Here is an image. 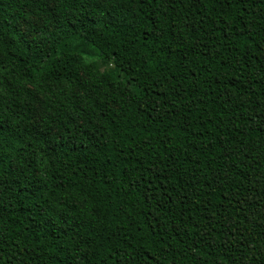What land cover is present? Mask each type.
<instances>
[{
    "label": "trees",
    "instance_id": "16d2710c",
    "mask_svg": "<svg viewBox=\"0 0 264 264\" xmlns=\"http://www.w3.org/2000/svg\"><path fill=\"white\" fill-rule=\"evenodd\" d=\"M141 3L0 0V264H264V0Z\"/></svg>",
    "mask_w": 264,
    "mask_h": 264
},
{
    "label": "snow or ice",
    "instance_id": "6c2138e0",
    "mask_svg": "<svg viewBox=\"0 0 264 264\" xmlns=\"http://www.w3.org/2000/svg\"><path fill=\"white\" fill-rule=\"evenodd\" d=\"M99 0H47V6L50 12H59L62 15L56 17V22L53 23V20L48 18L47 16L43 19L49 25H52L53 30L62 28L64 26V22L70 21L72 19V14L79 15V12L85 11L87 6L93 5L94 3H98ZM109 3H116L117 0H108ZM122 3L123 0H120ZM136 2L141 3V0H136ZM146 3L151 4L153 0H145ZM165 0H157V4L164 3ZM144 6V3H141V7ZM264 7V5H262ZM75 27V25H73ZM24 32H29V28L26 25L23 29ZM5 40L2 34H0V58L6 55L5 51ZM75 56L76 53H73ZM8 81V82H6ZM11 83V77L7 75L6 70L4 69L3 61L0 59V146L5 143V134L8 129V122L13 118L11 116H7L6 109L4 108V104L6 103V97L9 94V87ZM32 104H36V101H30ZM52 110L47 108L43 101L40 102V105L34 107L32 109V117L31 123L38 126L41 123L47 121L48 124H51L52 117L48 116ZM19 115V113H17ZM23 119V117H21ZM21 120H16L15 123L19 125ZM52 130L49 129V134L51 135ZM43 134V133H41ZM56 134H59V129H56ZM171 135V133H170ZM3 148L0 147V189L5 186V181L9 178L10 171L7 169L5 164V158L3 156ZM20 171V169H17Z\"/></svg>",
    "mask_w": 264,
    "mask_h": 264
},
{
    "label": "rangeland",
    "instance_id": "374dc122",
    "mask_svg": "<svg viewBox=\"0 0 264 264\" xmlns=\"http://www.w3.org/2000/svg\"><path fill=\"white\" fill-rule=\"evenodd\" d=\"M31 22L33 26H36L39 24L38 20H36L34 17L31 18ZM28 26L29 28V32H24L23 29L25 26ZM20 28L21 30L28 36V38L33 39V37H35L34 31L31 29L30 25L26 24V23H21L20 24ZM83 60L89 64H93L95 67H97L102 73H109L112 72L113 70L116 71L117 66L111 62V63H105L102 62L101 59H97V58H90L89 56L84 57Z\"/></svg>",
    "mask_w": 264,
    "mask_h": 264
}]
</instances>
